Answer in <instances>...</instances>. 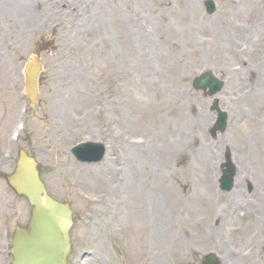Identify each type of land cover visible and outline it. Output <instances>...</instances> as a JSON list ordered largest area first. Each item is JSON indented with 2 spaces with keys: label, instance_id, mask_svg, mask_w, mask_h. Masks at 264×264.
Returning <instances> with one entry per match:
<instances>
[{
  "label": "rangeland",
  "instance_id": "obj_1",
  "mask_svg": "<svg viewBox=\"0 0 264 264\" xmlns=\"http://www.w3.org/2000/svg\"><path fill=\"white\" fill-rule=\"evenodd\" d=\"M205 1L37 0L29 18L0 14V40L13 30L9 46L0 45V264L11 263L2 234L10 240L30 216L27 201L6 183L20 150L38 160L48 193L73 208L69 264H89L98 249L106 264H201L211 253L222 264H264V128L257 125L264 119V40H257L264 39V11L255 10L252 0H214L217 12L207 16ZM248 10L252 18L246 23L240 14ZM168 21L173 25L165 26ZM39 41L55 50L39 52L45 72L39 103L29 107L23 68ZM206 71L226 81L217 98L229 113V128L216 139L210 134V100L191 83ZM82 142L104 143L106 160L78 164L71 148ZM205 151L211 159L198 162ZM228 151L238 184L223 194L217 185ZM109 165L161 169L165 177L158 179L155 197L133 208L117 193L111 203L98 197V187L114 190L120 177L97 184L78 178L80 192L70 185L74 169L92 174ZM160 195L170 219L161 242L150 226L161 228L149 217L154 208L143 205L155 207ZM236 196L238 205L227 211ZM248 199L250 214L242 205ZM115 212L120 219L112 218ZM215 228L219 236L208 241ZM242 247H253L245 259L231 256Z\"/></svg>",
  "mask_w": 264,
  "mask_h": 264
},
{
  "label": "water",
  "instance_id": "obj_2",
  "mask_svg": "<svg viewBox=\"0 0 264 264\" xmlns=\"http://www.w3.org/2000/svg\"><path fill=\"white\" fill-rule=\"evenodd\" d=\"M36 74L37 67L32 69L28 76L29 93L33 102L37 98ZM216 85H218L216 80L208 75L197 81L196 88L203 90L209 88L212 96L219 90ZM229 175L233 176L232 171ZM228 182L229 177H226L222 183ZM9 183L19 194L26 196L34 206L30 230L18 229L15 234L13 251L15 264H66L70 249L68 226L71 222V212L68 207L44 196L35 164L28 160L25 154L21 155L17 171ZM208 260L205 264H216L213 257Z\"/></svg>",
  "mask_w": 264,
  "mask_h": 264
},
{
  "label": "bare ground",
  "instance_id": "obj_3",
  "mask_svg": "<svg viewBox=\"0 0 264 264\" xmlns=\"http://www.w3.org/2000/svg\"><path fill=\"white\" fill-rule=\"evenodd\" d=\"M36 1L37 0H0V14L1 13L5 14V12H6V14H9V13L23 14L29 18V17L34 16L36 14V11H37V8L35 7V5L37 4ZM230 1L231 0H225L227 5L231 3ZM247 1L250 2L251 0H247ZM253 1L254 0H252L251 2L255 3V4L252 6L259 7V3L253 2ZM32 8H33V10H32ZM102 9L105 13H107L109 11V8H107L105 3L102 5ZM242 9H243L242 7L236 8V10H240V11H242ZM258 9L259 8H255V10H258ZM170 13H174V11L170 10ZM242 15L246 19L245 22L249 23V21L252 18V14L249 12V10L245 13L241 12L240 16H242ZM256 22H257V20L254 21V24H253L254 27H256ZM172 25H173V21H168L165 26L169 27ZM12 31L13 30H8V33L6 35L2 36V38L0 40V45L7 46L10 43L11 40H9V39H10V35H11ZM186 32H187V30L185 31V34H186ZM220 33H221V31H220ZM220 33H219V36H220ZM160 34H163V33L160 32ZM256 39H257V36L254 38V40H256ZM257 40H263V39L261 38V36H258ZM224 41L227 43L226 40H224ZM227 47L228 46L226 45L225 51H227ZM5 67L8 68V66H5ZM1 69H2V67H1ZM257 125L260 128H264V119L260 120ZM262 130L263 129H261L260 134L262 133ZM258 136H259V134H258ZM204 153L205 154L201 158H198V160H197L198 162H200V163L206 162L207 163V161H209V157L211 159L210 153H208L207 151H205ZM205 156H206V158H205ZM73 175H72V179H70V180L72 181L71 182L72 185H74V187L76 188V190L78 192H80V189L82 186L81 183L84 182L85 180H87L86 178L91 179L94 184H97V183H99V180L106 182L107 181L106 179H114V178L117 179L120 177V184L121 185L114 190L112 188V189H109L108 192H105L103 187H98V197L100 198V201L106 200V203L107 202L111 203L112 202L111 195L117 193V194L123 196L124 203L128 204L129 206H131V208H133L135 205L139 204V201L148 200L149 195L155 197V195H153V193L155 192L156 189H158L157 188L158 183H159L158 179H160V180L163 179L165 177V172L162 171L161 169H153V168L148 169L146 167L139 168L138 166H134V165H131L130 167H127V168H124L123 170H120L118 167H115L114 165H112V166L108 167L106 170H99L98 172L93 171L92 174L87 173V171L81 172V170L77 168V169H74ZM78 178H80L81 183L77 180ZM205 179L207 180L206 176H205ZM206 183L207 182H205V184ZM91 186H92V184H91ZM150 189H153V190H150ZM206 190H208V188H206ZM170 195L171 194H169L167 197H170ZM208 198H206V196H204L205 201ZM164 201H165V198L163 197V195H160L159 198L154 199L153 204L155 205V207L148 204V203L143 204V202H142V204L145 207H153L154 208V211H152L150 213L149 217H150V219L155 217L158 221V226L161 228H159V230L156 231L153 224L150 226L152 228L154 235L159 239L160 242L164 238L162 232H163L164 228L167 227L166 223L170 224L169 212H168V209H166V207L164 206ZM213 203H215V202H213ZM255 206L258 207L257 205H255ZM259 211H260V209H256L257 213H259ZM259 217H261V216H258V218ZM112 218L113 219H120L121 215L118 212H115V213H112ZM161 218H163V226L161 224ZM183 231L185 232L186 230H183ZM219 232H220L219 229H216L215 231L209 230V232L206 234L208 236V241H210L209 237L219 236ZM95 244H96V247L98 248L100 241L95 242ZM105 257H106L105 255H101V253L99 252V249H98V250H96V253H94V256H91L89 264H106V263H104ZM157 258H159V256ZM157 263L162 264L163 262L158 261V259H157Z\"/></svg>",
  "mask_w": 264,
  "mask_h": 264
}]
</instances>
